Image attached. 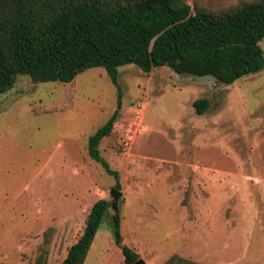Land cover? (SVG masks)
Returning a JSON list of instances; mask_svg holds the SVG:
<instances>
[{"label":"rangeland","instance_id":"374dc122","mask_svg":"<svg viewBox=\"0 0 264 264\" xmlns=\"http://www.w3.org/2000/svg\"><path fill=\"white\" fill-rule=\"evenodd\" d=\"M183 1L215 11L257 0ZM114 110L97 147L116 177L87 152ZM101 198L82 264H124L122 244L143 264H264V67L228 85L132 63L116 84L102 67L67 83L16 76L0 92V264H59Z\"/></svg>","mask_w":264,"mask_h":264},{"label":"trees","instance_id":"16d2710c","mask_svg":"<svg viewBox=\"0 0 264 264\" xmlns=\"http://www.w3.org/2000/svg\"><path fill=\"white\" fill-rule=\"evenodd\" d=\"M263 38L264 0L215 11L183 0H0V92L18 75L67 83L91 67H102L116 84L117 67L130 63L144 72L167 66L228 85L264 67L258 45ZM192 106L201 114L208 100L196 98ZM116 115L114 110L87 138L88 155L114 177L97 145ZM106 207L102 198L91 204L82 232L59 264L83 263ZM111 221L119 243L118 215ZM121 253L124 264L137 258L124 244ZM163 264L201 263L171 255Z\"/></svg>","mask_w":264,"mask_h":264},{"label":"water","instance_id":"95a60500","mask_svg":"<svg viewBox=\"0 0 264 264\" xmlns=\"http://www.w3.org/2000/svg\"><path fill=\"white\" fill-rule=\"evenodd\" d=\"M117 194H118V192L116 190L110 191V195H112L113 198H115ZM131 264H143V262L141 261V259L136 258Z\"/></svg>","mask_w":264,"mask_h":264}]
</instances>
